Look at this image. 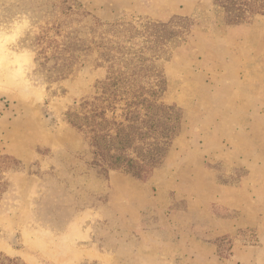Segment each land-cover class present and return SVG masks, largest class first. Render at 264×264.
<instances>
[{
	"label": "rangeland",
	"instance_id": "1",
	"mask_svg": "<svg viewBox=\"0 0 264 264\" xmlns=\"http://www.w3.org/2000/svg\"><path fill=\"white\" fill-rule=\"evenodd\" d=\"M14 10L43 22L50 87L34 107L0 98V264H264V14L230 23L215 0ZM112 71L107 119L141 122L152 104L153 122L176 127L140 175L101 169L69 121Z\"/></svg>",
	"mask_w": 264,
	"mask_h": 264
},
{
	"label": "trees",
	"instance_id": "2",
	"mask_svg": "<svg viewBox=\"0 0 264 264\" xmlns=\"http://www.w3.org/2000/svg\"><path fill=\"white\" fill-rule=\"evenodd\" d=\"M215 4L224 9L230 23H239L256 14H264V0H215ZM70 72L71 68L68 70V74ZM120 81V76L114 75V71H112L104 83L102 94L95 98L90 109L84 115H80L78 112H69V121L88 133L94 147L95 164L99 165L101 169L107 170L105 167L107 165V168L124 169L129 173L140 175L145 165L155 167L161 163L176 127L171 128L170 131L169 128L173 125L167 126L164 119H161L163 120L162 124H159L160 120L158 123L153 122L150 102L149 108H146L144 113L148 119L141 122L139 121L142 116L140 112L135 113L138 118L126 114L125 119L129 120L127 126L123 121L107 119L105 107L100 110L98 102H110L111 98L106 96V91L110 86H114L113 93L117 94ZM113 99L115 98L113 97ZM148 99L145 97L138 103H144ZM152 129L159 132L160 135L154 136ZM149 137H153V139H149ZM98 159H101L102 162H99Z\"/></svg>",
	"mask_w": 264,
	"mask_h": 264
},
{
	"label": "clouds",
	"instance_id": "3",
	"mask_svg": "<svg viewBox=\"0 0 264 264\" xmlns=\"http://www.w3.org/2000/svg\"><path fill=\"white\" fill-rule=\"evenodd\" d=\"M15 0H0V98L9 103L43 105L50 87L34 41L42 21L28 10L8 11Z\"/></svg>",
	"mask_w": 264,
	"mask_h": 264
}]
</instances>
